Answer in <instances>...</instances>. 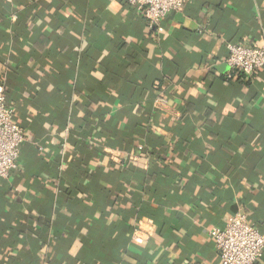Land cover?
I'll use <instances>...</instances> for the list:
<instances>
[{
    "label": "crops",
    "instance_id": "1",
    "mask_svg": "<svg viewBox=\"0 0 264 264\" xmlns=\"http://www.w3.org/2000/svg\"><path fill=\"white\" fill-rule=\"evenodd\" d=\"M163 31L125 0H0V88L27 134L0 179V264H221L264 232V0H189ZM256 264H264V253Z\"/></svg>",
    "mask_w": 264,
    "mask_h": 264
},
{
    "label": "built area",
    "instance_id": "2",
    "mask_svg": "<svg viewBox=\"0 0 264 264\" xmlns=\"http://www.w3.org/2000/svg\"><path fill=\"white\" fill-rule=\"evenodd\" d=\"M142 11L151 27L163 31L162 21L170 12L181 11L189 0H125ZM226 62L231 69L252 78L264 69V45L229 43ZM28 137L15 119L14 105L0 88V179H7L18 168V159ZM221 264H256L264 253V232L256 228L244 212L230 216L223 227L209 231Z\"/></svg>",
    "mask_w": 264,
    "mask_h": 264
},
{
    "label": "trees",
    "instance_id": "3",
    "mask_svg": "<svg viewBox=\"0 0 264 264\" xmlns=\"http://www.w3.org/2000/svg\"><path fill=\"white\" fill-rule=\"evenodd\" d=\"M7 99H8V97H7ZM8 101H9V99H8ZM10 102V101H9Z\"/></svg>",
    "mask_w": 264,
    "mask_h": 264
}]
</instances>
